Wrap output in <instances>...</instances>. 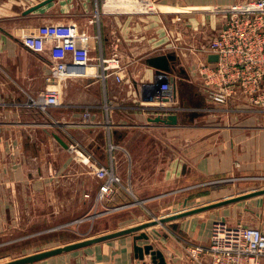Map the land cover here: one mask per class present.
Here are the masks:
<instances>
[{
  "label": "crops",
  "instance_id": "crops-1",
  "mask_svg": "<svg viewBox=\"0 0 264 264\" xmlns=\"http://www.w3.org/2000/svg\"><path fill=\"white\" fill-rule=\"evenodd\" d=\"M26 1L0 0V19L27 22L13 30L0 26V239L19 231L26 232L23 236L26 238L76 222L61 221L69 214L68 199L64 197L68 191L65 178L75 168L76 152L81 157V153L87 154L109 165V139L117 147L114 149L117 170L124 169L126 175L122 173L123 177L125 175L129 181L133 178L135 186L146 173L143 168L148 157L141 147L148 144L145 137L152 131L160 136L156 140L157 186H170L183 179L190 182L183 188L158 192L148 199L140 198L139 188L133 189V194L124 185L118 188L107 197L112 202L111 213H125L130 217L128 215L124 223L112 231L149 221L140 215L132 220L134 210L143 207L142 201H159L184 190L188 194L183 199L189 204L196 200V197L191 198L194 196L191 191L197 187L210 186L211 189L212 180L221 181L225 185L220 188L231 194L237 188L241 195L264 189V159L256 156V124L221 126L222 131L236 132L225 137L214 134L218 129L211 125L184 122L185 118L188 120L196 115L194 109L198 100L199 106L207 102L203 83L199 77L194 80L192 72L199 61L207 59L202 49L217 35L223 22V16L212 9L240 0H149L154 9L148 12L136 10L134 0H55L28 14L26 10L44 0ZM43 24L76 26L77 32L90 44L92 57L121 58L127 66L122 82L113 76L105 80L74 77L61 81L57 85L61 105L50 109H59V118L27 107L29 97L53 89L51 68L60 56L55 55L50 45L32 48L19 38L21 28L31 34ZM168 53H175L178 59L172 74L178 80L177 99L183 110L178 114L176 125L151 121L150 118L159 116L144 105L147 89L158 86L159 75L149 59ZM69 58L67 50L63 59ZM87 111L88 118L85 117ZM188 129L203 133L199 139L189 136L186 149L180 151L176 135ZM137 133L141 134V139L134 138ZM55 134L69 147L61 145ZM170 146L172 152H166V147ZM136 147L139 153L135 152ZM166 156L169 157L166 159ZM58 178L62 187L59 192H46ZM95 178L91 176V185L81 193L84 198H81L80 207L85 206L88 211L99 206L96 201L91 203L94 196L97 198L101 185ZM197 179L202 182L197 183ZM39 187H44L48 196L44 213L38 214ZM240 202L244 203L242 217L237 212L235 225H254L264 232V195ZM207 213L150 227L147 231L149 242L164 253L167 264H187L189 244L209 245L211 225L218 219ZM245 213L256 215L251 221L254 224L241 221ZM99 215L92 213L91 217ZM225 217L224 213L220 221H225ZM38 222L43 225L39 230ZM147 243L138 241L141 246ZM133 244V236L127 235L35 264H155L150 255L136 258Z\"/></svg>",
  "mask_w": 264,
  "mask_h": 264
},
{
  "label": "built area",
  "instance_id": "built-area-1",
  "mask_svg": "<svg viewBox=\"0 0 264 264\" xmlns=\"http://www.w3.org/2000/svg\"><path fill=\"white\" fill-rule=\"evenodd\" d=\"M138 1H132L136 9H154L151 1L137 4ZM212 10L223 15L224 19L217 35L202 49L207 59L198 62L193 74L202 81L206 95L217 102H223L237 91L256 96V69L261 68L264 76V0L235 2ZM28 37L30 41L26 43L32 48L50 45L55 55H60L51 68V77L60 82L74 77L105 80L113 76L118 82L124 79L127 66L121 58L92 57L90 44L77 32L76 26L43 24ZM67 50L70 58L66 60L63 58ZM211 54L218 56L216 62L208 61ZM156 83L157 87L147 89L144 100L147 105H144L160 117L182 112L177 99V77L170 73L159 75ZM60 105V91L57 89H47L36 97H29L26 103L27 107L42 114H48L52 107ZM85 117H89L88 111ZM109 147L110 151L115 147L110 139ZM81 154L82 162L89 165L92 174L101 180L97 199L110 197L123 186L113 165ZM187 256V264H262L264 232L259 227L231 225L218 220L211 225L209 245L189 244Z\"/></svg>",
  "mask_w": 264,
  "mask_h": 264
},
{
  "label": "rangeland",
  "instance_id": "rangeland-1",
  "mask_svg": "<svg viewBox=\"0 0 264 264\" xmlns=\"http://www.w3.org/2000/svg\"><path fill=\"white\" fill-rule=\"evenodd\" d=\"M140 1V0H139ZM137 2V4L139 3ZM248 1V0H240ZM27 3V1L25 0ZM142 2V1H141ZM154 7V6H152ZM141 12H148L141 9H136ZM218 14V13H216ZM221 15V14H220ZM223 16V15H221ZM224 19V16H223ZM27 23L26 20H19V19H0V26H3L4 28L8 30L15 29L16 26H25ZM21 33L19 34V38L25 42H29L30 35H33L36 33L35 30L32 31L31 34H28V31H25L24 28H21ZM18 28L16 29V31ZM28 32V33H27ZM188 54V53H187ZM178 66V65H177ZM179 67V66H178ZM180 68V67H179ZM264 68V67H262ZM261 68L256 69V96H250L248 94H245L243 92L237 91L234 95L226 98L223 102L216 101L214 98H210L208 95H206L207 102L206 105H201L199 100L197 101L198 104H196V108L194 109V113L196 115H193L192 120L191 117L187 120L185 118L184 122H195L196 124L201 125H211L212 128H217L218 131H214V134L219 135L222 134L225 137L229 133H236L235 131H222V127L224 125H235V124H245V125H251L256 124V156H259L260 158L264 159V76L262 74ZM194 71L195 67H194ZM192 72V78L195 80V75ZM262 75V78L260 77ZM202 82V81H201ZM60 80H57L53 78V89H57L59 91V85ZM57 86V87H56ZM204 89V87H203ZM204 92L205 89H204ZM205 96V95H204ZM54 118H59V109L50 110V113ZM199 114V115H198ZM56 127H54L53 130H55ZM253 132V131H250ZM202 131H194V130H182L180 132V135H176V139L179 140V143L176 144L177 148L181 151L185 150V143H187V139L189 136H194V138L199 139L201 138ZM167 136V135H166ZM165 136V137H166ZM145 137V136H144ZM160 137L156 133V131L148 132V135H146L145 138L149 140L148 144L145 147H141L142 151L145 155H147L148 159L146 161V165H144V175L139 179V184L135 186V180L133 182L132 180H126L125 178L126 171L123 170H117V162L115 161V150L116 146L113 147L110 151L109 147V160L108 164L111 166L113 165L114 171L116 176H118L124 187L128 189L133 194V189L139 188L140 192V198L141 199H148L147 197H154L158 192H167L172 191V189L177 190L179 187L183 188L184 186L190 184L189 180L183 179L178 180L177 184H172L170 186H157L156 178H157V163H156V157H157V138ZM135 139H141V134L137 133L134 137ZM144 138V139H145ZM167 138V137H166ZM172 138V137H170ZM173 139V138H172ZM218 148V147H216ZM215 148V149H216ZM79 152V149L76 148ZM115 149V150H114ZM173 149L172 146L169 147V149L166 147L167 150L172 152ZM135 152H138L139 147H136ZM218 152L220 149H216ZM216 150H213L215 152ZM147 152V153H146ZM139 153V152H138ZM169 153V155H170ZM129 154V152H128ZM76 161H74L75 168L73 172H71L69 177H64L65 180H67L66 186L68 187V191L66 196L68 199V205H67V212L69 213L66 217H64L61 221L65 222H74L73 224H69L66 226H62L59 228H53L49 231L44 232H38L37 234H34L33 236L23 238L24 234L26 232L19 231L14 234H7L3 238L0 239V263L25 256L31 253H35L38 251L54 248L57 246L64 245L66 243H70L73 241L85 239L88 237L97 236L99 234H103L106 232H111L115 228H118L120 225L124 223V219L128 217L129 214L125 213H111V209L113 208L111 206L110 198H104L102 200L95 199L94 201L91 199V203L93 204L96 201V205L99 203V206L95 208L93 211L92 208L87 210V207L83 206L81 208V198H84L83 195H81L82 191H85L88 186L91 185V176L92 171L89 167V165L82 162V157L79 153L76 152ZM169 156H166V159ZM126 163V161H125ZM123 162V164H125ZM143 167V166H142ZM124 173V177L123 174ZM94 176V175H93ZM97 178V177H96ZM95 178V179H96ZM96 180L99 181L97 178ZM126 181V183H125ZM129 181V183H128ZM197 183L202 182V180H196ZM42 182V181H41ZM60 179L58 178V181L53 182L52 186H48L46 189V192H54L58 193L60 188H62L59 184ZM64 184V183H63ZM101 184V180H100ZM128 185V186H127ZM177 185V186H176ZM225 184H221V181L219 180H212L211 189H209L210 186L206 188H199L197 187L191 192H194V196L196 197V200L192 201L188 204L187 200H184L183 198L185 195L188 194V192H185L184 190H178L180 191L178 195L172 194L165 199H161L159 201L152 200V201H142L141 205L143 207H140V209H135L132 213V216L134 217L132 220H137V216L140 215L142 219H149V220H157L168 216H173L175 214H178L180 212H184L187 210H191L194 208H198L201 206H205L210 203L218 202L224 199L232 198L235 196H238L241 191H238V188L236 190L232 191V194L227 190L223 191L221 188ZM64 186V185H63ZM198 186V185H197ZM46 187V186H45ZM134 187V188H133ZM221 187V188H220ZM119 188H122L119 187ZM135 191V190H134ZM184 191V192H183ZM38 200L36 204L37 213H44L46 209V195L44 187L38 188ZM183 192V193H182ZM176 193V192H175ZM242 193V192H241ZM241 195V194H240ZM232 196V197H231ZM54 198V196H53ZM135 198V197H134ZM98 202V203H97ZM55 203V202H54ZM54 205V204H53ZM244 206V203H241L240 201L230 203L228 205H223L221 207L213 208L207 211V214L211 213V217L214 219L220 220V216H223L225 213L226 222L235 225L238 223L237 219V212H240V217H242V207ZM237 208L240 210L237 211ZM53 208V212H55ZM60 209V208H59ZM75 210V211H74ZM64 213V208H63ZM92 213H97L100 215L95 218H92ZM196 213L194 215L201 214ZM245 217L241 219V221L246 222L248 224H254L251 221L255 220L256 215L255 214H248L245 213ZM64 216V214H63ZM190 216V215H189ZM130 217V215H129ZM187 217V216H185ZM139 218V219H141ZM184 218V217H182ZM181 218H177L174 220H178ZM60 220V218L58 219ZM174 220H170L164 223L172 222ZM56 221V220H55ZM162 224V223H158ZM254 226V225H249ZM38 230L40 228H43V225L38 222L37 224ZM21 237L19 239H16L15 241H11L12 238ZM91 248V247H90ZM93 249V248H92Z\"/></svg>",
  "mask_w": 264,
  "mask_h": 264
},
{
  "label": "water",
  "instance_id": "water-1",
  "mask_svg": "<svg viewBox=\"0 0 264 264\" xmlns=\"http://www.w3.org/2000/svg\"><path fill=\"white\" fill-rule=\"evenodd\" d=\"M55 0H44L35 6L29 8L26 10V14L35 11L36 9L52 2ZM218 60V56L216 54H211L208 56L209 62H216ZM178 62L177 56L175 53H168L161 56H157L154 58L149 59V64L156 68L157 75H166V74H172L176 71V63ZM181 72L185 73V69L181 68ZM151 121L157 122V123H164L169 125H176L179 123V117L178 115H169L166 117H156V118H150ZM56 140L63 145L64 147L68 148V144L64 141V139L59 136L58 134H55ZM264 195V189L254 190L247 194L238 195L232 198L224 199L218 202L210 203L205 206H201L198 208H194L191 210H187L184 212H180L178 214H175L173 216H168L157 220H149L147 222H143L134 226H129L123 229L106 232L103 234H99L97 236L88 237L85 239L73 241L70 243H66L61 246H57L54 248L38 251L35 253H31L25 256H21L0 264H35L39 261H43L64 253L72 252L75 250H79L97 243L106 242L109 240H113L119 237L132 235L134 244L133 249L135 253V257L139 259H144L145 255H150L152 257V260L155 264H167L166 258L164 256V253L155 247V245L150 241V236L148 234V229L150 227H153L157 225L158 223H164L170 220H174L177 218H182L185 216L193 215L196 213H200L203 211H207L213 208L221 207L223 205H228L230 203L246 200L249 198H253L256 196ZM147 241L148 243L144 246H141L138 244V241Z\"/></svg>",
  "mask_w": 264,
  "mask_h": 264
}]
</instances>
